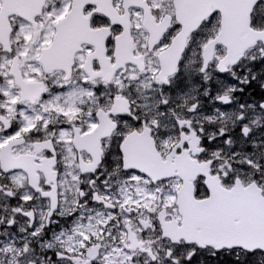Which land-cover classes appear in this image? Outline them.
Masks as SVG:
<instances>
[{
  "label": "snow or ice",
  "instance_id": "snow-or-ice-1",
  "mask_svg": "<svg viewBox=\"0 0 264 264\" xmlns=\"http://www.w3.org/2000/svg\"><path fill=\"white\" fill-rule=\"evenodd\" d=\"M0 264H264V0H0Z\"/></svg>",
  "mask_w": 264,
  "mask_h": 264
}]
</instances>
